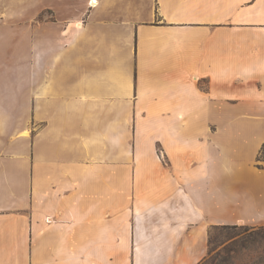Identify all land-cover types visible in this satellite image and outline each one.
I'll list each match as a JSON object with an SVG mask.
<instances>
[{
	"label": "crops",
	"instance_id": "0c3cea01",
	"mask_svg": "<svg viewBox=\"0 0 264 264\" xmlns=\"http://www.w3.org/2000/svg\"><path fill=\"white\" fill-rule=\"evenodd\" d=\"M30 2L0 264H200L212 227L264 223V0Z\"/></svg>",
	"mask_w": 264,
	"mask_h": 264
},
{
	"label": "rangeland",
	"instance_id": "374dc122",
	"mask_svg": "<svg viewBox=\"0 0 264 264\" xmlns=\"http://www.w3.org/2000/svg\"><path fill=\"white\" fill-rule=\"evenodd\" d=\"M40 1L37 0L38 5ZM49 2L52 3L53 0ZM33 15L34 8L30 0H0V91L6 94L15 89L24 94L27 92L28 64L33 56L29 21ZM25 122L26 119L22 116V123ZM257 164L264 171V149ZM236 226L237 228L228 230L217 226L220 227L218 230H210L214 244L209 247L208 256L202 262L264 264V239L256 233L258 228L264 227V223L257 226Z\"/></svg>",
	"mask_w": 264,
	"mask_h": 264
},
{
	"label": "trees",
	"instance_id": "16d2710c",
	"mask_svg": "<svg viewBox=\"0 0 264 264\" xmlns=\"http://www.w3.org/2000/svg\"><path fill=\"white\" fill-rule=\"evenodd\" d=\"M220 227H213L212 228V230H218ZM230 228H237V226H234V227H230V226H222V230H228V229H230ZM247 229L245 228V231H246ZM256 233H258V234H260V235H262V237H263V239H264V227H260V228H258L257 230H256ZM213 242H212V240H211V233L209 232V242H208V245H209V247H211V246H213ZM200 264H209V262H202V263H200Z\"/></svg>",
	"mask_w": 264,
	"mask_h": 264
},
{
	"label": "built area",
	"instance_id": "2783aa9c",
	"mask_svg": "<svg viewBox=\"0 0 264 264\" xmlns=\"http://www.w3.org/2000/svg\"><path fill=\"white\" fill-rule=\"evenodd\" d=\"M160 157H161V158L164 157L162 153H160Z\"/></svg>",
	"mask_w": 264,
	"mask_h": 264
}]
</instances>
